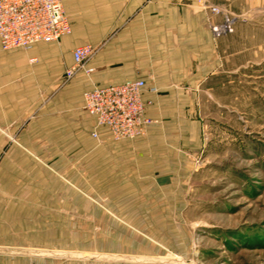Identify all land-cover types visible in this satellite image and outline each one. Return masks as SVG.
Masks as SVG:
<instances>
[{
    "label": "crops",
    "instance_id": "obj_1",
    "mask_svg": "<svg viewBox=\"0 0 264 264\" xmlns=\"http://www.w3.org/2000/svg\"><path fill=\"white\" fill-rule=\"evenodd\" d=\"M62 7L69 34L0 49V264H182L175 259L191 254L195 178L209 144L199 97L231 33L212 28L264 0ZM85 44L96 48L92 73L63 82L71 51ZM126 80L144 81L151 123L142 136L115 141L95 128L83 94Z\"/></svg>",
    "mask_w": 264,
    "mask_h": 264
},
{
    "label": "rangeland",
    "instance_id": "obj_2",
    "mask_svg": "<svg viewBox=\"0 0 264 264\" xmlns=\"http://www.w3.org/2000/svg\"><path fill=\"white\" fill-rule=\"evenodd\" d=\"M230 17L219 69L199 97L209 144L182 264H264V8Z\"/></svg>",
    "mask_w": 264,
    "mask_h": 264
},
{
    "label": "built area",
    "instance_id": "obj_3",
    "mask_svg": "<svg viewBox=\"0 0 264 264\" xmlns=\"http://www.w3.org/2000/svg\"><path fill=\"white\" fill-rule=\"evenodd\" d=\"M216 7L211 13L219 14ZM212 32L229 33L230 20ZM68 17L63 10L62 0H0V49L29 50L35 43L58 41L70 33ZM96 48L89 44L80 45L71 51L72 65L64 70L63 82L72 79L78 73L90 75L92 70L87 62L93 58ZM30 62H34L30 59ZM146 88L143 80H126L122 84L106 87H93L83 94V108L95 118V128L104 126L110 131L112 140H128L145 133V127L151 120L144 115L145 106L150 102L141 100V92ZM151 93L156 88L148 89ZM97 138V133H92Z\"/></svg>",
    "mask_w": 264,
    "mask_h": 264
}]
</instances>
